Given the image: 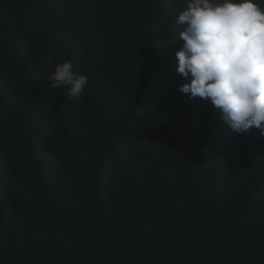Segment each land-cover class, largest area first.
<instances>
[{"label": "trees", "instance_id": "16d2710c", "mask_svg": "<svg viewBox=\"0 0 264 264\" xmlns=\"http://www.w3.org/2000/svg\"><path fill=\"white\" fill-rule=\"evenodd\" d=\"M186 2L0 0V264H264V137L178 91Z\"/></svg>", "mask_w": 264, "mask_h": 264}, {"label": "clouds", "instance_id": "9594fccd", "mask_svg": "<svg viewBox=\"0 0 264 264\" xmlns=\"http://www.w3.org/2000/svg\"><path fill=\"white\" fill-rule=\"evenodd\" d=\"M176 23V72L188 80L178 91L209 100L237 134L255 128L264 137V9L253 0H187ZM73 67L58 63L48 85L79 101L88 77Z\"/></svg>", "mask_w": 264, "mask_h": 264}]
</instances>
